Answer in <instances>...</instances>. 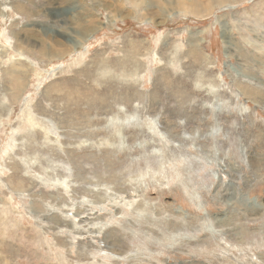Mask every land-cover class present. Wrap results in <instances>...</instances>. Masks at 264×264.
Wrapping results in <instances>:
<instances>
[{
    "label": "rangeland",
    "instance_id": "1",
    "mask_svg": "<svg viewBox=\"0 0 264 264\" xmlns=\"http://www.w3.org/2000/svg\"><path fill=\"white\" fill-rule=\"evenodd\" d=\"M136 2L0 0V264H264V0Z\"/></svg>",
    "mask_w": 264,
    "mask_h": 264
},
{
    "label": "bare ground",
    "instance_id": "2",
    "mask_svg": "<svg viewBox=\"0 0 264 264\" xmlns=\"http://www.w3.org/2000/svg\"><path fill=\"white\" fill-rule=\"evenodd\" d=\"M139 1V0H138ZM180 2H182V6L179 7L180 9V12L181 13H184V14H191L193 16H196V17H201L200 16V13L201 12H205V11H200V13L198 11H196L195 8L198 7V5H200V0H179ZM209 4H212L213 6L215 5L216 7L218 6H222L224 4H228L230 2H234L235 0H206ZM133 6L135 8H137V6L139 5L138 2H136V0H131ZM184 2V3H183ZM186 2H189L190 3V6H186L185 3ZM211 2V3H210ZM214 6V7H215ZM186 14V15H187Z\"/></svg>",
    "mask_w": 264,
    "mask_h": 264
}]
</instances>
